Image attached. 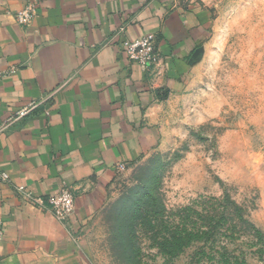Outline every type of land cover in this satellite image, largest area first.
<instances>
[{
	"label": "crops",
	"instance_id": "obj_1",
	"mask_svg": "<svg viewBox=\"0 0 264 264\" xmlns=\"http://www.w3.org/2000/svg\"><path fill=\"white\" fill-rule=\"evenodd\" d=\"M26 1L0 0V68H15L0 79V169L44 199L67 187L75 211L60 223L0 182V264H87L78 223L117 164L158 143V115L197 65L209 11L197 0H41L23 26L15 14ZM150 32L162 56L152 71L120 49Z\"/></svg>",
	"mask_w": 264,
	"mask_h": 264
},
{
	"label": "rangeland",
	"instance_id": "obj_2",
	"mask_svg": "<svg viewBox=\"0 0 264 264\" xmlns=\"http://www.w3.org/2000/svg\"><path fill=\"white\" fill-rule=\"evenodd\" d=\"M197 1L205 46L158 143L78 223L87 264H264V0Z\"/></svg>",
	"mask_w": 264,
	"mask_h": 264
},
{
	"label": "built area",
	"instance_id": "obj_3",
	"mask_svg": "<svg viewBox=\"0 0 264 264\" xmlns=\"http://www.w3.org/2000/svg\"><path fill=\"white\" fill-rule=\"evenodd\" d=\"M41 0H27L24 6L15 14L16 21L23 26H27L33 20L36 14L38 5ZM124 28L119 29V33L123 32ZM121 52L131 63L138 64L148 71H152L157 67L162 59L159 47L157 44V34L155 32L146 33L136 38H123L120 41ZM15 70L14 67L9 69L0 68V79L6 77ZM41 101H30L22 107L16 114L9 118V121L19 119L33 109H35ZM123 164H118L117 169H122ZM0 182L9 183L12 185L17 196L25 203H29L39 209L48 210L52 216L60 223L68 224L71 216L75 211V199L73 193L63 187L55 195H51L44 199L41 196L35 195L28 187L22 184H15L10 175L0 169ZM1 238V229H0Z\"/></svg>",
	"mask_w": 264,
	"mask_h": 264
}]
</instances>
